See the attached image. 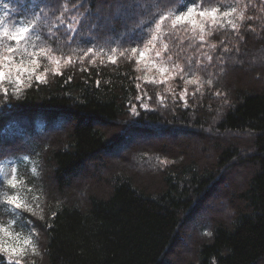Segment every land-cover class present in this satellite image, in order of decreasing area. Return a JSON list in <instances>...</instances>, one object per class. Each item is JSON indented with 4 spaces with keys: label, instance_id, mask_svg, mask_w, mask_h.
<instances>
[{
    "label": "trees",
    "instance_id": "trees-1",
    "mask_svg": "<svg viewBox=\"0 0 264 264\" xmlns=\"http://www.w3.org/2000/svg\"><path fill=\"white\" fill-rule=\"evenodd\" d=\"M103 1L0 0V16L5 11L9 13L4 22L10 27L29 18L35 10L41 17L40 27L44 33L50 27L55 33L52 38L43 35V42L36 41L39 50L43 48L47 52L46 56L38 57L37 70V74L47 70L45 81L26 80L19 86V98L11 94V87L7 99L0 94L3 100L0 125L24 116L42 119L39 125L43 124V129L57 123H60L57 127L66 124L63 133L54 134L43 142L31 139L35 171L32 169L26 176L27 186H19L18 193L30 197L27 205L31 209L36 196L46 197L41 216L25 208L16 215L7 212L6 225L30 229L31 243L24 246L25 253L18 257L20 264H163L167 251L182 236L183 221L188 213L203 197L214 192L229 168L243 163L250 165V174L238 194L232 192L241 204L230 220L215 216L210 218L209 225L201 224L200 227L207 228V233L212 235L204 233L194 238L197 241L193 249L195 260L190 264H259L264 261V0H186L187 4L195 2L209 9L224 10L233 6L238 11L246 6L248 17L238 31L231 30L227 24L219 27L216 32L219 47L210 54L215 61H203L205 87L188 108L173 101L165 105L164 97L158 100L152 87L142 84L138 78L135 68L140 65L134 56L146 45L152 32L149 29L155 28V20L148 24L150 17L158 20L157 13L166 15L170 5L175 11L184 10L185 0H155L156 5H148L145 14L131 8L134 6L129 5L131 0H117L114 5ZM143 2L150 4V0ZM112 9L123 13L131 9L132 13L140 15L139 24H134L133 32L138 37L133 44L120 43V35L114 32L117 21L112 24L113 29H107V33L115 34L116 38H90L91 34L87 39L81 37L89 26L84 24L85 18H97L106 13L110 19ZM57 17L65 24L60 25ZM70 23L75 24L76 31L67 30L65 25ZM166 23L167 20L162 27ZM179 34L183 32L170 33L172 46L168 55L173 61L194 68L196 47L193 48L189 40L192 36ZM76 39L71 47L69 42ZM97 39H102L107 50L94 48L93 53L84 56L89 47H97ZM1 43L0 49H3ZM132 47L138 49L136 53L131 51ZM200 55L206 58L208 52H200ZM49 56L60 60L62 75L54 74L57 65ZM109 57H113L115 63ZM165 59L162 52L158 61L164 63ZM244 73L251 76L250 84L239 81V74ZM209 80L212 82L208 83ZM140 89L143 92L139 93ZM133 106L136 113L131 110ZM150 125L167 132L189 131L193 135L191 140L199 144V154L191 152L186 158L183 155L186 152L181 151L176 155L163 143V147L156 150L177 160L158 176L151 180L142 178L144 184H139L133 174L117 170L108 178L110 191L106 197L84 194L83 186L74 198L73 179L81 173L88 159L101 149L109 148L111 139L123 138L122 134H116L119 127L125 126L123 132L130 128L135 129L132 131L149 129ZM206 129L216 135L206 134ZM112 133L114 138L110 137ZM185 145L190 144L185 142ZM211 147L215 155L202 163L201 154L208 157ZM152 184L157 188L148 190ZM1 217L5 220L3 214ZM0 264H16V261H9L7 255L0 252Z\"/></svg>",
    "mask_w": 264,
    "mask_h": 264
},
{
    "label": "rangeland",
    "instance_id": "rangeland-1",
    "mask_svg": "<svg viewBox=\"0 0 264 264\" xmlns=\"http://www.w3.org/2000/svg\"><path fill=\"white\" fill-rule=\"evenodd\" d=\"M115 1L117 0H108L112 5L116 4ZM131 1V3L128 2L130 3V6L134 5L131 6V8L135 7V9H140V12L143 14H145L148 5H156L155 0H150V4H147V2L142 3V0ZM103 2H105V0ZM191 4L192 3H189L187 5L190 6ZM167 7V13L173 12L174 14H179V11H175L172 5ZM245 7L246 6L240 7V10L231 15V18L234 19L233 23L237 25L235 30H231L238 31L240 24L245 19H248L247 10H244ZM106 8V10H108L109 6L106 5ZM104 15L97 16V18H85L84 24L89 26L85 32L81 33V37L87 39L89 38V34H91L90 38H116L115 34L112 36L110 33H107V29H113L112 24L115 25L117 21V30L114 32H118L117 34L120 35V43L126 42V45H131L135 42V39L138 36L135 35L133 29L135 26L134 24H139V19L141 18L140 15L138 17L137 14L131 12V9H126L124 13L122 10L119 11L117 9H112L110 19ZM111 19L115 21L112 22ZM196 19L200 22L203 18L196 17ZM203 22L205 24V31L203 33L205 35V40L203 42L198 39V35L200 34L199 28L194 29L191 23L181 24V26L184 27V29H182L179 25L174 27L171 24V21L167 20L166 25L161 27L159 33H155V28L152 30L146 42L147 47H145V45L144 48L140 50L145 51V58L140 60V51L134 54L138 65H140V67L137 66L135 70L138 72V78L141 83L146 86H151L152 90L157 95L158 100H162L164 97L165 105H167L168 102L173 101L177 102L182 108H188L195 95L203 92L205 85L202 78V63L205 60L208 62H214L215 59L213 56H211V60H209L208 57L219 47V42L216 39V32L219 31V26L212 25L208 20H204ZM92 30L95 31L92 32ZM174 30L183 32V34L179 35L188 34L192 36L189 40L192 42L193 48L196 47V52L194 53L195 56H193L195 64L194 68H190L184 63L180 64L175 62L172 58L169 59L170 56L168 55V52H170V47L172 46L169 40V35ZM153 34L156 35V40L153 41L152 44H148V41L152 39ZM76 42L77 39L69 43H71L72 47ZM96 43L97 47L93 48L107 50V46L102 44V39H97ZM165 45H167V49H165ZM212 45H215V47H212ZM82 48L84 49L85 47ZM28 50L29 52H39L32 47H29ZM157 51H160L161 53L163 52L166 56V59L163 61L164 63L158 61V57L156 56ZM206 51L208 52L206 58L203 57V55H200V52ZM2 52L3 50H0V53ZM19 59L20 57L18 55L16 60L17 63L19 62ZM23 59L25 63H27L28 57L25 56ZM170 61H172V63H170ZM197 61H199V63H197ZM161 67L167 68L168 71L161 73ZM234 74L235 72L232 73V75ZM239 75V81L246 84L251 83V76L249 74L244 73ZM188 80H196L197 83H185V81ZM6 86H9L7 81H5L3 87ZM138 92H143V89H140ZM182 94L184 95L183 99L181 98ZM185 100H187V104H185ZM22 116H24L23 113ZM40 122L43 121L39 117L24 116L15 119L9 124L0 125V228H6L10 234L6 236L0 231V242L6 241L9 244H21V241L25 239L29 240L30 229L28 226H18L13 228L9 224L6 225L5 222H7L8 211L9 215H16L20 214V211L24 209H16L8 204L7 198L15 195L25 204L30 203V197L26 196L27 194L25 193L19 194L18 187L21 185L27 186L25 178L30 172H32V169H34L35 156L32 155L34 145L31 139H37L40 142H43L44 140L51 138L54 134L63 133L66 128V124L57 127V125L60 124L57 123L54 127L47 126L46 129H43V124L39 125ZM124 127L121 129L119 127L116 131V134H122L123 138L120 137L121 139H113V141L111 139L109 142V148L101 149L97 155L88 159L84 169L73 179L72 183L75 185L73 186L74 198H77L79 189H82L83 186L84 194L91 193L99 197H106L110 191L108 178L117 170L122 169L133 174L135 181L139 184H144L141 180L142 178H148V180H151L152 177L158 176L161 174V170L177 160L169 154L156 150L159 147H163V143H166L167 146L171 147L172 150L176 152V155L181 151L186 152L183 153L186 158L190 157L191 152H193V154H199V144L194 142V140H191L193 135L190 134L189 131L180 132L174 130V132H167L163 131V128H155L153 125H150L148 126L149 129L137 128L139 130L132 131L135 129L131 130L130 128L129 130L132 132H128V129H125L122 132ZM205 133L212 136L216 135L207 129ZM110 137H113V133ZM185 142H188L190 145L187 147ZM192 142H194V144ZM207 154H209L208 157L204 155V153L201 154L202 163L206 160H210L213 158V155H215V151L212 150V147L210 148V151L208 150ZM25 157H27V159H25ZM98 161L102 162L105 166L97 164L99 163ZM92 172H95V174ZM249 174L250 165L246 163L235 164L224 173L221 179L217 182L218 185L214 188V192L203 197V200L199 201V203L188 213L186 220L183 221V229L181 230L182 236L167 251L163 264H190V262L195 260L193 249L197 241L195 242L196 239L194 238H197L198 235L207 233V228L202 229L200 227L201 224H205V226L209 225V222H211L210 218H215V216L225 218L226 221L230 220L235 209L241 204L237 198L238 196H233L232 192L234 191L236 195L238 194L244 180H246ZM13 177H15L16 180L15 188H12L8 184V180L13 179ZM156 186V184H152L149 186L148 190L155 189L157 188ZM81 196H83L82 192ZM34 200H36V202L32 205L31 213L38 217L42 214L41 207L45 204L46 197L36 196ZM2 214L4 215L5 220H2ZM263 262L264 261L259 264H264Z\"/></svg>",
    "mask_w": 264,
    "mask_h": 264
},
{
    "label": "snow or ice",
    "instance_id": "snow-or-ice-1",
    "mask_svg": "<svg viewBox=\"0 0 264 264\" xmlns=\"http://www.w3.org/2000/svg\"><path fill=\"white\" fill-rule=\"evenodd\" d=\"M5 9L8 8V5H4ZM65 11L69 10L67 4L64 6ZM186 10H178L179 14H174L173 12H169L166 15H161L159 12L157 15L159 19L156 20L155 16L150 17L148 24L150 25L155 20V33H159L162 27V24L166 20H170L171 24L175 27L184 23H191L193 28H199V41L203 42L205 40V35L203 34L205 31V24L204 20H208L211 22L212 25L219 26L221 28L224 27V23L226 22L228 25L231 26L233 30L237 28V25L232 22L231 19H226L230 17L233 13L237 11L235 7H232L230 11H223L216 7L211 9L209 8H201L200 5L193 2L190 6L187 5L186 0L185 3L182 5ZM75 8V5H73ZM42 11V10H41ZM9 13L7 11L4 12L3 16H0V42L3 43V52L0 53V94L3 95L4 99H7L9 95V88L3 87L5 81L8 82L9 86L12 89L11 94L16 95L19 98V93L21 92V88L19 86L24 85L26 80L42 83L46 79L47 70L43 74H37V70L40 67L38 57L46 56L47 52L45 49L41 48L39 52H29V47L35 48L36 41L43 42L42 36L47 35L48 38H52L55 33L53 32V28H48L47 33H44L43 28L40 27L41 17L40 15L35 12V10L31 11L29 14V18L21 19L17 23L13 24L11 27L5 23V19L8 17ZM63 16V12L61 13V17ZM57 17L60 25H64L65 21L61 18ZM196 17L203 18L202 21L198 22ZM73 20L76 21L77 18L73 17ZM67 30L69 31H76L75 24H67L65 25ZM56 30L59 31L57 26ZM149 31L151 32L152 29L150 28ZM39 32V34H37ZM35 36V38H34ZM71 39V37H69ZM156 40V35H152V39L148 41V44H152L153 41ZM147 47V45L145 46ZM215 47V45H212ZM165 49H167V45H165ZM136 47H132L131 51L133 53L137 52ZM228 49L225 48V51ZM48 52H51V49H48ZM94 52V48L89 47L87 51L84 53V56H88L89 54ZM19 55L20 59L17 63V56ZM145 51L139 52L140 60L145 58ZM161 55L160 51L156 52V56L159 57ZM27 56L28 60L27 63L24 61V57ZM49 59H53L52 57H48ZM110 61L115 63V59L113 57H109ZM171 59V57H169ZM209 60L212 59L211 56L208 57ZM53 62L57 65V70L54 74H61L59 71L60 60L53 59ZM199 63V61H197ZM161 73L167 72L168 69L165 67L160 68ZM71 80V77L68 78ZM212 81L209 80L208 83ZM187 84H196V80H188L185 81ZM99 86V82H97ZM181 98H184V95H181ZM137 99H140L138 96ZM0 103H3V100H0ZM185 104H187V100H185ZM147 107V105H144ZM132 112L136 113L135 106L132 107ZM27 159V157H25ZM35 171V169H33ZM8 184L12 187H16V180L15 177L13 179L8 180ZM7 203L15 207L16 209L25 208L29 212L32 211L31 207L20 200L18 196L12 195L7 198ZM6 236L10 235L6 228H0ZM208 236H211L212 233L208 232ZM31 242L28 239L23 241V244L12 243L9 244L8 242H0V252L5 253L7 255V259L9 261H16V264H20V260L18 257H21L26 249L25 245H29Z\"/></svg>",
    "mask_w": 264,
    "mask_h": 264
}]
</instances>
